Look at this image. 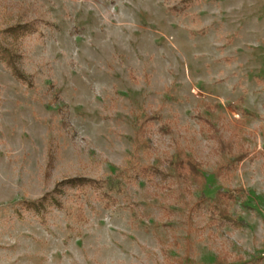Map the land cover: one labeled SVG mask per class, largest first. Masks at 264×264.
<instances>
[{
    "label": "rangeland",
    "instance_id": "obj_1",
    "mask_svg": "<svg viewBox=\"0 0 264 264\" xmlns=\"http://www.w3.org/2000/svg\"><path fill=\"white\" fill-rule=\"evenodd\" d=\"M186 5L0 0V37L38 23L15 46L31 85L0 61V264H264V0ZM153 113L162 121L137 152ZM200 116L226 140L246 132L251 157L227 179L215 176L223 160ZM176 149L194 157L205 186L126 182L131 163L164 170ZM75 178L108 188H65L42 215L24 207ZM218 195L234 198L242 227L213 221Z\"/></svg>",
    "mask_w": 264,
    "mask_h": 264
},
{
    "label": "trees",
    "instance_id": "obj_2",
    "mask_svg": "<svg viewBox=\"0 0 264 264\" xmlns=\"http://www.w3.org/2000/svg\"><path fill=\"white\" fill-rule=\"evenodd\" d=\"M185 9L190 5L191 0H185ZM37 22L26 23L23 25H16L8 30H5L0 37V61L3 62L6 68L11 74L23 83L31 85L29 78L23 72L19 65L21 55L17 53L16 45L25 37L35 33L37 31ZM243 100L240 99L239 103L242 104ZM219 104H218V106ZM232 107L238 111L243 117H247L248 114L241 105L234 104ZM208 108V107H207ZM200 119L206 128L210 132V140L217 144L218 153L223 160L222 164L215 170V176L218 178L227 179L231 176V172L238 169V167L251 157V152L247 147L246 132L243 127L234 128L231 138L225 139V135L222 133L217 123L211 121L208 117L200 116ZM154 121H162L160 114L153 113L146 115L139 124L136 136V142L134 144L135 150L141 151L143 149H149L151 146L150 139L148 138V127H150ZM243 124H241L242 126ZM169 133V132H167ZM171 133V132H170ZM135 151V153H136ZM136 155V154H135ZM134 162V161H132ZM164 170L155 166H144L138 163H131V165L123 170L126 182L132 183L139 178H155L160 177L163 181H174L187 187L197 184L199 187H203L207 183V177L204 174L201 167L194 160L191 154H187L181 149H176L174 155L165 160L162 164ZM108 182L103 180H93L90 178H75L60 183L55 189L54 193L43 198L40 202H25L24 207L27 210H32L37 214H41L46 211L47 205L53 204L57 207L61 206L60 200L57 198L59 194H62L65 188H74L79 191L94 190L103 191L108 188ZM120 186V185H119ZM121 188V187H120ZM121 191V189H119ZM104 198L111 199L108 194H103ZM203 200V199H202ZM234 198L230 195H218L215 198V203L211 206L214 215V222H226L235 227H242L243 225L238 223L229 212L230 202ZM205 202V201H203ZM199 203L197 206L201 205ZM196 206V207H197ZM109 207V206H108ZM218 264H232L228 260H219ZM245 264H262L261 260L257 262L245 263Z\"/></svg>",
    "mask_w": 264,
    "mask_h": 264
}]
</instances>
